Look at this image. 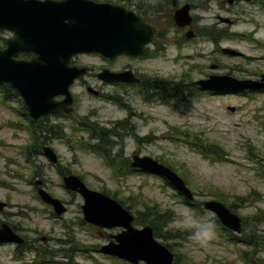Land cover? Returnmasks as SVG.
<instances>
[{
  "label": "rangeland",
  "instance_id": "rangeland-1",
  "mask_svg": "<svg viewBox=\"0 0 264 264\" xmlns=\"http://www.w3.org/2000/svg\"><path fill=\"white\" fill-rule=\"evenodd\" d=\"M98 1L119 3L118 0ZM209 6L208 12L198 11L207 17L208 24L216 22L215 5ZM245 9L247 15L235 24L212 32L214 36H221L217 43L205 41L181 50L169 49L165 61L157 59L140 67L156 71L166 81H177L179 75L187 74L192 83L204 79L202 75L228 74L241 80L252 73L264 72V61L260 60L264 57V10L252 6ZM4 35L0 33V48ZM217 48L233 49L243 57H229ZM75 60L91 67L103 64L95 54L78 55ZM127 62L124 57L118 58L115 67ZM211 64L218 67L211 70L208 68ZM184 81L182 95L168 105L134 102L133 109L139 117L132 118V136L149 137V143L137 144L134 137H126L124 146L113 145L110 156L119 153L128 161L131 155L161 161L182 178L193 195V204L215 200L220 194L224 206L241 220L240 232L230 233L239 239H244L242 235L252 236L256 241L254 247L224 240L210 212L201 205L183 204V198L156 176L134 173L115 178L101 158L76 146L78 138L88 137L86 132L71 130L78 116L73 117L75 121L49 116L48 120L34 124L33 128L49 124L61 126V139L46 141L43 137L46 134L41 132L42 139L35 143L39 147L41 141L46 142L57 157V165L49 163L48 167L41 154L33 155L27 162L20 152L33 143L26 130L28 120L19 114L20 106L15 98L2 100L0 94V201L9 204L0 213V222L25 229L22 235L32 239L36 246L35 251L19 256L14 245H0V264H128L98 252V247L110 241L119 229H98L84 223L79 208L82 201L63 188L58 169L63 175L77 176L88 189L113 196L112 199L123 203L124 209L129 207L127 211L132 215L144 207L170 214L171 221L163 231L178 232L182 238L155 239L162 245H170L175 264H264V92L212 94L196 90L193 84L189 86L188 80ZM103 91L112 93L114 89L104 87ZM74 92L78 93L75 115L92 113L94 116L90 119L98 123V128L110 131L111 123L123 117L109 102L90 98L80 88ZM194 139L216 145L223 158H203L189 144ZM110 141H115L112 134ZM33 172L36 173L33 180L43 179L49 195L64 205V214L54 216L50 207L37 198L29 184ZM209 222L214 225L212 238L197 239V233ZM37 252H45L48 257L37 259Z\"/></svg>",
  "mask_w": 264,
  "mask_h": 264
},
{
  "label": "water",
  "instance_id": "water-1",
  "mask_svg": "<svg viewBox=\"0 0 264 264\" xmlns=\"http://www.w3.org/2000/svg\"><path fill=\"white\" fill-rule=\"evenodd\" d=\"M187 7L175 11L177 26L188 23ZM151 28L122 7L107 2L90 0H0V32L11 35L0 49V84L9 86L31 120L71 112L69 87L84 75L85 68L68 66L77 55L95 54L104 59L118 56H139L143 45L151 36ZM228 56L240 53L221 48ZM18 54H31L30 60H17ZM209 69H216L215 66ZM105 83H137L130 71L118 73L103 70L99 75ZM204 91L219 93L264 91V74L259 80L236 79L230 75L211 74L193 82ZM93 95L96 92L87 89ZM55 97H63L55 101ZM230 112L233 108H228ZM42 155L55 164V153L47 146L41 147ZM132 169L163 179L184 200L191 202L193 195L183 180L170 168L146 157L133 155ZM67 192L78 195L82 221L99 229H119L110 241L100 245L98 252L128 264H173V254L152 234L149 226L135 227L133 215L109 196L88 189L75 175L61 176ZM40 181L34 185L39 186ZM39 200L48 205L54 216L64 214V205L42 188L37 189ZM5 204L0 201V211ZM202 208L210 212L219 225L238 234L240 218L215 200H206ZM22 239L5 224H0V245H19Z\"/></svg>",
  "mask_w": 264,
  "mask_h": 264
},
{
  "label": "flooded vegetation",
  "instance_id": "flooded-vegetation-1",
  "mask_svg": "<svg viewBox=\"0 0 264 264\" xmlns=\"http://www.w3.org/2000/svg\"><path fill=\"white\" fill-rule=\"evenodd\" d=\"M55 1H59V0H55ZM90 1L96 3L100 2L98 0H90ZM118 1L119 3H111V2H107V3L120 6L124 10L131 12L136 17H138L145 25L149 26L152 30L149 40L142 47L141 54L139 56H130V57L118 56L113 59H104L97 55L103 61V64L97 67L82 65L81 63L75 60L78 55L72 57L69 60L68 66L85 68V73L83 76L75 80L72 83V85L69 87V93L71 96V112L68 114L55 113L40 117L36 120H31L28 117V114L25 110L28 119L32 121V125L29 122L27 125L33 127V125L36 123H40V122L42 123V121L48 120L49 116H54L56 118H66V119L72 118V120L75 119V118L73 119L74 116H78L75 119L76 121L74 120L76 123L75 126L80 125L83 129L82 130L83 132H86L87 131L86 129H88L89 131L93 127L98 128L97 127L98 123L90 119L91 115H93L92 113L89 115H75L76 105L78 101V95H77L78 93L74 92V89L80 88L84 93V95H87L90 98L109 102L116 109H118L123 113V117L121 119L115 121L114 123H111V125L113 126L112 128L114 130L117 129L118 133L111 132L110 134H112L113 138L115 139V141H112V143L114 144L117 143L118 145L120 144L124 146L126 137L128 138L130 137L131 139H133L134 137L132 136V132L134 131L132 118L139 117V115L134 112L133 109L134 102L139 100L144 105L161 106L162 104L160 100H163L165 97L166 80L160 77L159 73H157L156 71H147L143 69V67H140V64L150 63L157 59L165 61L168 58L167 51L169 49L181 50L185 48L187 45H197L198 43H203L205 41H209V42L216 41L217 43L219 41V37L221 36L219 35L214 36L212 32L223 31L221 30V26L229 27L230 25L235 24L241 16L247 15L248 10L245 9V6H252V7H256L257 10L259 8L264 10V0H201V3L199 4H198V0H118ZM210 4L215 5L216 14L214 15V18L216 19V22L208 24L207 17L200 15L198 11H202V12L210 11V6H209ZM184 6L187 7L186 14H187L188 23L185 24L184 26H177L173 20L174 13L175 11L181 9ZM219 13L223 14V16H219ZM0 33L5 34L2 39V44L0 48L3 49L5 48L6 40L9 39L11 35L7 32H0ZM216 50L222 53L221 48H217ZM82 55H88V54H82ZM32 57L33 56L31 54H18L16 59L27 61L32 59ZM122 57L128 59L129 62H127L125 65H122L119 68L115 67L116 66L115 63L117 59ZM233 57L241 58L243 57V55L240 54L239 56H233ZM260 60L264 61V57H261ZM211 66H215L216 68L218 67L217 64H211L208 66V68ZM190 68L195 69L196 66H190ZM103 70L113 73L130 71L135 76V78H137L138 82L110 83V84L105 83L101 81L100 78H98V75ZM262 74H264V72L259 71L256 73H252L251 75H247L244 79L259 80ZM208 76L209 75H202L204 79L207 78ZM189 79L190 77L187 74H181L178 76L177 81L175 79L168 81L174 83L185 80L184 82L186 83V81L188 80L187 81L188 83L193 84L191 79L190 80ZM93 82H96V85L95 84L91 85V83ZM104 87H112L114 91L112 93L104 92L103 91ZM88 88L96 92V95H93L90 92H88L87 90ZM117 90H119V93H117ZM259 92H264V91H259ZM215 93L219 94V92H215ZM62 99L63 97L54 98L55 101H60ZM49 126L61 127L59 125H51V124L47 126L42 125V128H45L47 130V132H45L46 135H43V137L45 136L47 138L46 141L49 140ZM134 139L137 144L149 143V137L140 138L135 136ZM35 143H32L34 145L35 150H31V149L28 150L30 156H27L28 157L26 158L27 162H29V159H31L33 155H37V150H36L37 146ZM43 146L49 147L46 144V142L41 143V145L38 147L39 153L41 155H42L41 147ZM45 159L47 160L48 163L47 166L49 167V160L47 158ZM51 165L55 167L57 165V162ZM128 165H129V161H128ZM35 175L36 173L33 172L31 176L32 181L29 182V184L32 185V190L34 191V193L35 194L37 193L38 188H42L46 193H48L46 191V185L43 179L33 180V177H35ZM60 176H63V174H61ZM36 181H40L41 184L39 186L34 185ZM3 203L5 204V206L3 210L0 211L1 214L3 213L4 209L9 206V204H7L6 202ZM21 215L25 216L26 213H24V215L23 214ZM1 223H5V222L1 221L0 224ZM5 224L12 230V232L17 234L22 239L21 244L14 245L16 255L18 254L19 256H22L27 251L33 252L36 250L34 241L32 239H29L27 236L22 235V233L26 231L25 229L17 228L16 226H14L13 228L10 227L7 223ZM42 240H46V238H42Z\"/></svg>",
  "mask_w": 264,
  "mask_h": 264
},
{
  "label": "trees",
  "instance_id": "trees-1",
  "mask_svg": "<svg viewBox=\"0 0 264 264\" xmlns=\"http://www.w3.org/2000/svg\"><path fill=\"white\" fill-rule=\"evenodd\" d=\"M189 86H193V85L190 83ZM183 88H184V84L182 81L174 82V83L166 81L165 97L163 100H160L161 104L168 105L169 101H171L172 99H175V98L179 97L180 95H182V93L184 91ZM195 89L201 91L199 88L195 87ZM210 92H212V94H217L214 91H210ZM253 92L254 91H249L248 93H253ZM239 93H243V92H239ZM0 94H1L2 100L5 98H8V97L15 98L16 102L20 106L19 114L22 117H25L28 120V122L32 125V121H30L27 118L23 103L19 100V98L17 97L14 90H12L7 85L0 84ZM26 130L30 136L31 141H33V143H35L38 139H42L39 136V134L41 132H44V133L47 132V130L45 128H42V126H40L39 128L38 127L33 128L32 126H30V127H27ZM71 130L72 131H82L83 129L80 125H77V126L71 127ZM86 130H87L86 132L88 133V138L86 140L78 138V140H76V146L80 149L88 150L92 154L101 158L104 161V163L108 166V168L112 171L115 178H120L121 176L125 177L127 175L134 174V173L147 174V173H144L142 171L130 168L128 165V160L121 158L119 153H116L115 155L110 156V150L114 145V143H112V141H110V133L115 132L114 129L108 131V130H105L103 128H94L93 127L89 131H88V129H86ZM37 133H38V136L36 135ZM61 137H62V132H61V129L59 127L49 126V139L50 138L61 139ZM134 138H135V136H134ZM194 140H195V142H191L189 144L195 150H197V152L203 158H208L209 160H211V159H222L223 158V153H222L221 149H219V147H217L216 145L202 143V141L200 139H194ZM40 143H43V141H41ZM36 148H37L36 149L37 154H40L38 146ZM26 149H27V152H26ZM29 149L35 150L34 145L29 144V145H27L21 149L20 154L22 155V157L25 160H26V158H28L27 156H30L28 153ZM158 163L166 166L161 161H159ZM166 167L170 168L169 166H166ZM57 172L59 175H61L63 173L60 169H58ZM163 182L165 185H168L164 180H163ZM101 193L108 196V194L103 192V191ZM111 197L113 198V196H111ZM220 198H221V195L219 194L216 196L215 201L223 204L222 199H220ZM118 203L123 207V203H120L119 201H118ZM182 203L187 205V206H200L201 205L200 203H194L193 204V203L186 201L184 199H183ZM125 209L129 210V207H125ZM170 221H171V215L170 214H168L167 212H159L158 210H156L153 207H144L143 211H135L133 214V225L134 226H140V227L149 226L152 229L153 237L157 238V239H162L163 241L172 240L174 238H182L181 234L178 232L172 234L169 231H166V230L163 231V228L166 227V225L168 223H170ZM214 223L217 226V229L219 231L220 236L224 240H226L227 242L233 243V244H241L242 243L246 247H254L255 246L256 241L252 236L242 235L243 236L242 238H244V239L236 238L229 231L223 229L221 226H218V222L216 220H214ZM164 246L168 250H170V245L165 244ZM38 257L40 259L44 260L48 256L45 252H37L36 258L39 259ZM174 259H175V257H174ZM175 263H176V260H173V264H175Z\"/></svg>",
  "mask_w": 264,
  "mask_h": 264
},
{
  "label": "clouds",
  "instance_id": "clouds-1",
  "mask_svg": "<svg viewBox=\"0 0 264 264\" xmlns=\"http://www.w3.org/2000/svg\"><path fill=\"white\" fill-rule=\"evenodd\" d=\"M214 225L212 223H206L202 226V229L200 232L197 233L196 238L202 239V240H208L211 239L214 235Z\"/></svg>",
  "mask_w": 264,
  "mask_h": 264
}]
</instances>
